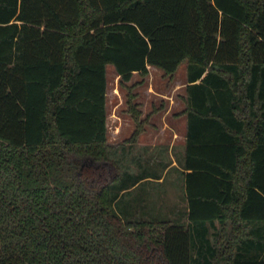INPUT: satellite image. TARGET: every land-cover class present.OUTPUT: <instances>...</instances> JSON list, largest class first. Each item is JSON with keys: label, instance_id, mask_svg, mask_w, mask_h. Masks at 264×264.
Here are the masks:
<instances>
[{"label": "trees", "instance_id": "obj_1", "mask_svg": "<svg viewBox=\"0 0 264 264\" xmlns=\"http://www.w3.org/2000/svg\"><path fill=\"white\" fill-rule=\"evenodd\" d=\"M183 61L188 224L123 207L107 144V65ZM0 264H264V0H0Z\"/></svg>", "mask_w": 264, "mask_h": 264}, {"label": "rangeland", "instance_id": "obj_2", "mask_svg": "<svg viewBox=\"0 0 264 264\" xmlns=\"http://www.w3.org/2000/svg\"><path fill=\"white\" fill-rule=\"evenodd\" d=\"M107 137H108V154L115 164H111V175L120 172V179L116 186H124V169H125V137L130 130V118L128 112V99L131 94H134V102L138 103L139 108L143 107L144 115L150 113V119L155 123H151L154 129H163L168 134H173L174 131L180 133L183 131V122L176 117V113L184 105V97L186 94L187 85V61H183L178 70L172 75L166 74L163 69L149 66L147 74L133 73L131 80L128 82L121 81L120 75L117 73L115 65L109 63L107 65ZM141 100V101H139ZM156 110V111H154ZM130 114V113H129ZM135 121V120H134ZM136 123V121H135ZM168 154V152H166ZM165 154V155H166ZM174 169L169 170L166 175L164 185H171ZM120 194L119 202L125 207V195L123 189L118 191ZM159 200L164 201L167 206L171 205V198L168 196H159ZM160 202V201H159ZM157 203L158 209L164 208L163 203ZM170 205H169V203ZM138 205V204H137ZM141 205V204H140ZM143 208L148 209L149 204L141 205V210L135 212L134 208H130L132 214L137 217L144 216L147 219H152L149 212H145ZM168 208V207H167ZM216 226L209 225V234L214 239L219 232L223 234L222 224L216 222ZM231 226L228 227V232ZM220 242V243H219ZM218 244L223 249L224 239H221ZM224 263V262H223Z\"/></svg>", "mask_w": 264, "mask_h": 264}, {"label": "crops", "instance_id": "obj_3", "mask_svg": "<svg viewBox=\"0 0 264 264\" xmlns=\"http://www.w3.org/2000/svg\"><path fill=\"white\" fill-rule=\"evenodd\" d=\"M134 73H138V71ZM183 103L184 105L176 113V117L183 122V131L180 133L174 131L172 135L168 134L170 136L167 137L163 129L157 130L153 128V125H150V121L152 123H155V121L150 119L151 116H149L144 130L138 135L137 139H131L137 126L135 119L128 111L130 114H127L131 122L129 123L130 130L126 134L124 145L125 188L123 193L127 210L132 207L135 212H138V210H141V205L148 203L149 208L142 207V209L149 212L150 218H171L176 222L188 224L189 202L186 191V174L191 169L185 168L184 165L188 115L181 113L186 107L185 100ZM140 109L142 110V118L147 117L148 114L150 115V113L144 115L143 107ZM171 169H174L172 183L171 185H164L166 175ZM159 196L170 197L171 205L168 202L170 206H167L164 201L159 200ZM158 202L163 203L165 207L158 209L157 205H161L157 204Z\"/></svg>", "mask_w": 264, "mask_h": 264}]
</instances>
